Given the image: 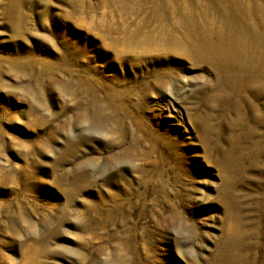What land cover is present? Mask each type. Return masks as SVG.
Wrapping results in <instances>:
<instances>
[{"label":"rangeland","instance_id":"obj_1","mask_svg":"<svg viewBox=\"0 0 264 264\" xmlns=\"http://www.w3.org/2000/svg\"><path fill=\"white\" fill-rule=\"evenodd\" d=\"M234 26L264 52V0H0V264H264Z\"/></svg>","mask_w":264,"mask_h":264},{"label":"bare ground","instance_id":"obj_2","mask_svg":"<svg viewBox=\"0 0 264 264\" xmlns=\"http://www.w3.org/2000/svg\"><path fill=\"white\" fill-rule=\"evenodd\" d=\"M234 26L225 39H221L218 47L220 57L219 60L228 67L233 68L238 76H232L227 85L228 89L233 93V97H225L223 92L215 94L214 99H224L228 103L229 109L225 113L226 117L235 115V123L233 126L242 125V122L250 115H253L251 125L248 127V140L252 139L257 131L253 128V124L264 127V52L256 54L253 51L256 47V41H252L250 47H246L245 37L246 30L239 28L238 37L235 36ZM241 33V34H240ZM240 34V35H239ZM244 39V40H242ZM208 52L216 50V46L211 41L204 46ZM253 52V53H252ZM262 107V108H261Z\"/></svg>","mask_w":264,"mask_h":264}]
</instances>
